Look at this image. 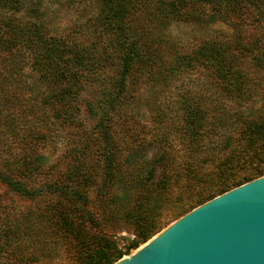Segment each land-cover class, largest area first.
<instances>
[{"label": "trees", "instance_id": "obj_1", "mask_svg": "<svg viewBox=\"0 0 264 264\" xmlns=\"http://www.w3.org/2000/svg\"><path fill=\"white\" fill-rule=\"evenodd\" d=\"M78 1L0 0V264H112L195 207L264 176V0H95L83 22L53 27L49 12ZM164 20L222 22L231 32L175 53L163 44ZM245 58L263 82V103L250 109ZM195 71L205 92L183 91L177 120L158 118L150 141L134 133L122 146L115 126L138 119L144 86ZM90 89L97 96L86 101ZM21 100L29 124L3 115ZM172 138L181 149H144ZM215 139L220 149L209 147ZM60 140L50 161L44 148ZM12 194L40 204L8 209ZM124 227L133 237H119L120 247Z\"/></svg>", "mask_w": 264, "mask_h": 264}, {"label": "water", "instance_id": "obj_2", "mask_svg": "<svg viewBox=\"0 0 264 264\" xmlns=\"http://www.w3.org/2000/svg\"><path fill=\"white\" fill-rule=\"evenodd\" d=\"M141 246L112 264H264V176L195 207Z\"/></svg>", "mask_w": 264, "mask_h": 264}, {"label": "rangeland", "instance_id": "obj_3", "mask_svg": "<svg viewBox=\"0 0 264 264\" xmlns=\"http://www.w3.org/2000/svg\"><path fill=\"white\" fill-rule=\"evenodd\" d=\"M95 6H96L95 0H80L76 4V6H74L73 11L72 9L71 10L63 9L59 11L56 10V12L54 13L49 12L50 14H48L47 19L49 20V22H51L53 27H57L58 26L57 24H60L61 26L60 28H64V27L66 28L68 25L72 23L83 22L89 15L92 14ZM164 21H167V23L163 27L162 33L168 42H163V44L169 43L173 47V49L176 50L174 51L175 53H178V51L180 52L188 51L191 48L196 47L204 39H213L214 36H219V37L228 36L231 32V28L227 24L222 22L195 25V24H185L182 22H170L168 20H164ZM64 31H69V30H64ZM255 32H256L255 30H252L251 27L247 26L246 32L244 33L254 34ZM246 38L247 36L245 35L244 40ZM242 67L245 70L246 76L252 79L251 85L255 91V94L247 99V103L244 104V109L255 108L263 103V100H261L260 98V93L262 90L260 85H262L263 82H260V78H259L260 76H262V72L254 68L250 64L249 59L246 58L243 60ZM26 72L31 73V71H29L28 69H26ZM204 79L205 77L201 73V71L183 72L181 74H178L174 78H170V80L169 79L165 81L161 80L158 85L154 86L155 88L151 87L150 85L144 86L146 91L141 92L140 95L141 99L139 102V106L137 108L138 119L130 122L127 119H125V123L122 122L120 125L115 126V130H116L115 136L119 139V142L122 141L121 145L127 149L128 146L126 142L128 144L129 142H133L131 137L134 133L136 134L134 138L137 137V139L141 141V144L142 142L150 141L152 139L151 137L153 131H157V129L162 127L158 125V123L156 122V119L158 118H160V120L167 126L172 124L175 120H177V118H175L174 110L179 101L178 95L183 93V91H188V90L191 91V93H199V92L204 93L205 92V90H203L204 89L203 87H205V85L203 84ZM11 87L14 88L15 85L13 84V86L11 85ZM142 94H143V98H142ZM208 94L210 93H206V95ZM96 96H97V91H94L93 89L86 90L82 93V97L86 98V101L87 99L88 101H90ZM27 97H28V92L26 91V93L23 94V99H27ZM27 104H28L27 100H23V101L21 100V102L18 105L12 106L8 110H3V115L11 114L12 116L16 117L18 120H25L29 124L30 115L27 114L25 111L26 109L25 107ZM22 109H23V113H22ZM82 112L84 113L85 110H82ZM93 123L94 120L90 119L89 117L86 118V124L90 125ZM222 133H224V131ZM225 137L226 136H224V138ZM175 138H172L173 139L172 145H170L169 147L159 148L157 147V145H155L151 147L150 146L145 147L144 149H181V145L179 144V141ZM220 139L222 140V135ZM217 141L218 139H215L214 144L210 145L209 147L213 146L214 149H220L218 145L215 144ZM63 142L66 144L64 140ZM63 142L61 140L55 141L52 142V144L45 146L44 148L45 153L50 158V161H54L56 157L59 155V153L62 151V149L64 148ZM134 144L137 143L134 142L131 148L137 147ZM2 203L6 204L8 209L22 210L25 207L36 208V206L40 204V201L26 200L24 198L17 196L16 194H12L10 198L6 197ZM123 229L124 230H122L117 234V241L119 242L120 247L124 245L126 241L120 240L119 237H130V238L133 237L129 228L124 227ZM141 245H139V247ZM130 253H132V251H130L129 254ZM64 263L67 262L64 261Z\"/></svg>", "mask_w": 264, "mask_h": 264}, {"label": "bare ground", "instance_id": "obj_4", "mask_svg": "<svg viewBox=\"0 0 264 264\" xmlns=\"http://www.w3.org/2000/svg\"><path fill=\"white\" fill-rule=\"evenodd\" d=\"M142 247V246H141Z\"/></svg>", "mask_w": 264, "mask_h": 264}]
</instances>
